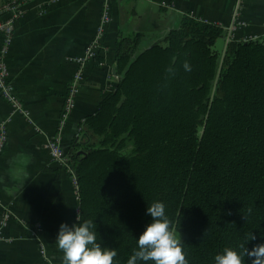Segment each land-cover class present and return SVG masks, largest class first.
<instances>
[{"label": "trees", "instance_id": "trees-1", "mask_svg": "<svg viewBox=\"0 0 264 264\" xmlns=\"http://www.w3.org/2000/svg\"><path fill=\"white\" fill-rule=\"evenodd\" d=\"M225 33L185 15L142 52L140 34L119 36L120 81L67 150L79 220L95 221L119 264L157 200L177 222L189 264L264 243V38L231 41L220 56Z\"/></svg>", "mask_w": 264, "mask_h": 264}, {"label": "crops", "instance_id": "crops-1", "mask_svg": "<svg viewBox=\"0 0 264 264\" xmlns=\"http://www.w3.org/2000/svg\"><path fill=\"white\" fill-rule=\"evenodd\" d=\"M17 1H21L25 17L16 23L7 63L32 124L21 116L12 117L9 141L0 159V201L15 216L7 232L14 241L0 243V264H45L32 234L36 225L43 228L41 242L52 260L63 264V253L55 239L62 222H75L79 200L69 177L48 155L47 141L60 135L62 146L69 150L85 117L94 113L104 96L117 86L121 33L140 34L138 52H142L162 42L185 15L224 28L237 0H0V4ZM106 3L111 5L113 18L107 30V50L88 63L75 109L61 126L68 86L76 71L74 60L94 38ZM243 18L247 28L237 34L238 41L264 35V0H245ZM226 45L224 37L223 52ZM9 112L10 107L0 98V119ZM18 152L32 157L30 181L22 192L10 195L14 184L9 162Z\"/></svg>", "mask_w": 264, "mask_h": 264}, {"label": "clouds", "instance_id": "clouds-1", "mask_svg": "<svg viewBox=\"0 0 264 264\" xmlns=\"http://www.w3.org/2000/svg\"><path fill=\"white\" fill-rule=\"evenodd\" d=\"M183 69L190 72L191 65L185 62ZM166 71L175 75L172 67ZM31 161L30 154L18 152L9 162V176L14 184L10 195L22 192L30 181ZM146 215L150 221L136 237V247L132 249L126 264H189L180 228L167 213L166 204L159 200L152 202L147 205ZM179 223L181 227V221ZM254 239L252 235L251 241ZM55 244L63 253V264H119L115 259L118 255L116 249L98 241V226L92 219L80 221L77 215L76 221L71 224L62 222ZM246 257L252 260V264H264V243L251 249L244 244L225 247L214 256V264H246Z\"/></svg>", "mask_w": 264, "mask_h": 264}, {"label": "built area", "instance_id": "built-area-1", "mask_svg": "<svg viewBox=\"0 0 264 264\" xmlns=\"http://www.w3.org/2000/svg\"><path fill=\"white\" fill-rule=\"evenodd\" d=\"M244 1L245 0H237L230 22L224 27L225 32H227V43L234 40L236 41L238 39L237 34L247 28V23L243 18ZM23 17H25V10L21 6V1L11 4H0V98L10 107L8 116L0 119V159L9 141V125L12 117L16 115L21 116V118L25 119L29 124H32L31 113L26 108L15 90L7 63L12 44L14 42L16 23ZM112 20L111 5L106 3L104 5L94 38L87 45L83 55L74 60L76 63V71L70 85L68 86L67 95L61 113V126H63L65 120L75 109L76 96L80 90L81 84L84 81V72L88 63L95 61L102 53L106 52L107 50L106 36L107 30L112 24ZM256 39L249 37L243 38L242 41ZM35 129L36 131H39L38 128ZM76 137H78V134ZM45 148L56 168L69 177L77 199L79 200L78 184L75 172L70 163L68 152L62 146L60 135L49 139ZM0 206L2 207L1 201ZM1 212L0 243L4 242L5 244H11L14 240L7 237V232L15 216H13L11 211L3 207L1 208ZM77 215L79 218V210H77ZM42 231L43 228L41 225H36L32 231L33 237L39 242L38 252L41 260H43L45 264H59L58 262L52 260L48 253L47 247H45L44 243L41 242L40 236Z\"/></svg>", "mask_w": 264, "mask_h": 264}, {"label": "rangeland", "instance_id": "rangeland-1", "mask_svg": "<svg viewBox=\"0 0 264 264\" xmlns=\"http://www.w3.org/2000/svg\"><path fill=\"white\" fill-rule=\"evenodd\" d=\"M227 32L225 33V41H227V36H226ZM254 39H258V38H264V35H256V37H253ZM223 43H224V39L220 40L216 46V50L218 51V53L221 55H223ZM181 232V231H180ZM178 235H179V232H178ZM181 235H182V232H181ZM183 237V235H182ZM4 243V242H2Z\"/></svg>", "mask_w": 264, "mask_h": 264}, {"label": "water", "instance_id": "water-1", "mask_svg": "<svg viewBox=\"0 0 264 264\" xmlns=\"http://www.w3.org/2000/svg\"><path fill=\"white\" fill-rule=\"evenodd\" d=\"M114 73H116V72L114 71ZM79 154L81 155V154H82V152H80Z\"/></svg>", "mask_w": 264, "mask_h": 264}]
</instances>
